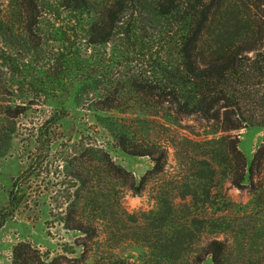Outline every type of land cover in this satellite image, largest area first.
Masks as SVG:
<instances>
[{
    "label": "trees",
    "instance_id": "obj_1",
    "mask_svg": "<svg viewBox=\"0 0 264 264\" xmlns=\"http://www.w3.org/2000/svg\"><path fill=\"white\" fill-rule=\"evenodd\" d=\"M54 1L79 12L75 18L82 22L87 46L114 44L118 77L111 89L86 94L87 101L104 111L124 113L120 109L132 108L126 103L142 108L141 122L124 117L105 128L118 148L150 159L151 167L139 181L130 175L125 185L139 193L152 183L155 205L148 213L112 212L106 189L90 185L82 169L94 166L113 179L122 177L123 170L100 144L82 142L78 150H71L69 160L61 159L70 169L75 189L59 218L63 229L82 235L81 241L45 251L20 241L13 247L10 264H202L207 256L212 264H230L229 240L215 235L240 229L220 216L228 212L236 217L240 209L231 213L223 184L228 180L239 189H256L255 171L264 178V146L248 165L238 136L231 133L264 126V0ZM47 4L14 0L16 20L5 18L0 8V104L6 120L19 112L4 104L11 101L13 90L1 70L2 44L28 45L37 38L39 11ZM59 115L51 116L52 125ZM187 118L195 120L202 132L183 125ZM4 129L0 127V152L7 147ZM36 131L37 136L47 133L41 126ZM46 145L48 150L51 143ZM166 146L173 148L179 169L188 177L177 174L171 182L158 177L168 163ZM8 203L12 213L18 204L12 191ZM87 209L93 217L84 216ZM6 217L0 212V227ZM102 226L109 241L142 245L143 258L119 257L112 246L97 249L94 244Z\"/></svg>",
    "mask_w": 264,
    "mask_h": 264
},
{
    "label": "rangeland",
    "instance_id": "obj_2",
    "mask_svg": "<svg viewBox=\"0 0 264 264\" xmlns=\"http://www.w3.org/2000/svg\"><path fill=\"white\" fill-rule=\"evenodd\" d=\"M44 1L48 4L39 11L37 38L28 45L19 42L15 47L1 43L4 52L1 70L13 90L11 103L6 101L4 104L19 113L12 120H6L2 115L4 107L0 104V127L5 128L6 137L9 134L7 141L3 136L7 147L0 152V212L7 214L0 227V264H10L13 247L20 241L31 242L41 251L57 250L61 244L81 241L82 235L63 229L59 218L75 189L68 173L70 169L63 160H69L71 150H78L82 142L100 144L113 163L123 170L119 172L122 177L113 179L110 173L94 166L82 169L90 185L106 189L105 197L112 212L119 216L148 213L155 205L152 183L139 193H133L125 185V179L130 175L139 181L151 167L150 159L118 148L105 128L112 122L119 123L124 117L141 122L145 117L142 108L126 103L124 106L132 108L120 109L124 113L104 111L89 106L87 101L89 96L86 94L111 89L113 80L118 77L114 44L87 46L82 39V22L76 19L79 12L70 11L54 0ZM0 8L5 18L16 20L14 0H0ZM55 113L61 115L54 126L50 120ZM182 124L193 126L197 132L203 130L190 118ZM40 126L46 135L37 136L36 129ZM12 127L14 131H11ZM231 133L238 136V147L250 165L255 151L264 146V126L241 127ZM48 143L51 146L47 150ZM166 148L168 163L165 173L158 177L166 182H171L177 174L188 177L179 169L173 148ZM253 181L256 189H239L228 180L223 184V195L232 204L231 213L240 209L236 217L228 212L220 214L222 221L236 224L240 229L215 235L229 240L227 258L230 264H264L263 174L255 171ZM244 183L249 184L248 180ZM10 191L15 193L18 201L12 213L8 203ZM82 193L86 196L88 192L85 189ZM212 199L221 200L218 196ZM83 213L93 217V212L88 209ZM99 233H102L101 237L94 244L97 249L112 246V252L119 257L143 258L145 248L142 245L109 241L103 226ZM205 240L203 238L200 245ZM202 264H212L210 257H205Z\"/></svg>",
    "mask_w": 264,
    "mask_h": 264
}]
</instances>
